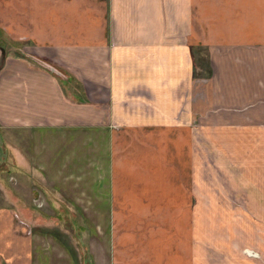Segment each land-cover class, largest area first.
Masks as SVG:
<instances>
[{
    "label": "crops",
    "instance_id": "1",
    "mask_svg": "<svg viewBox=\"0 0 264 264\" xmlns=\"http://www.w3.org/2000/svg\"><path fill=\"white\" fill-rule=\"evenodd\" d=\"M262 88L264 0H0V264H254L191 121Z\"/></svg>",
    "mask_w": 264,
    "mask_h": 264
},
{
    "label": "rangeland",
    "instance_id": "2",
    "mask_svg": "<svg viewBox=\"0 0 264 264\" xmlns=\"http://www.w3.org/2000/svg\"><path fill=\"white\" fill-rule=\"evenodd\" d=\"M206 57L201 51V56L194 62L195 81L199 77L205 79L201 81V93L205 90L202 85L211 75ZM197 82L196 87L200 85ZM226 99L222 97V103L212 104V107L206 104L201 113L196 111L193 114V155L197 163L200 162L195 175L200 174L207 183L209 189L206 192L214 193L218 199L222 198L221 202H228L233 210L230 220L232 243L236 246L238 256L246 257L244 250L247 249L257 255L249 258L254 264H264L259 250L261 245L264 246V202L255 200L256 195L250 196L248 193L254 191L264 194V88L254 104L237 107L225 103ZM208 222L213 225L209 228L213 231L212 237L225 240V224L228 222L224 217L216 215L202 219V223ZM207 245L210 255L212 245ZM212 256L219 264L220 257L214 253Z\"/></svg>",
    "mask_w": 264,
    "mask_h": 264
}]
</instances>
